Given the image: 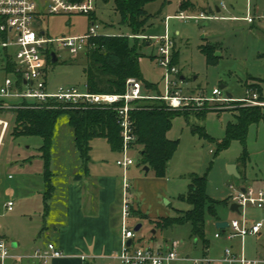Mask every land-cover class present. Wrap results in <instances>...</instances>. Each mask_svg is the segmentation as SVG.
<instances>
[{
    "label": "rangeland",
    "instance_id": "rangeland-1",
    "mask_svg": "<svg viewBox=\"0 0 264 264\" xmlns=\"http://www.w3.org/2000/svg\"><path fill=\"white\" fill-rule=\"evenodd\" d=\"M35 1H39V4L47 2V0ZM183 3L186 6L182 8ZM44 7L42 5L41 14L38 16L41 26L35 25L34 29L39 34L45 32L43 35L45 39L54 40L49 47L56 53L58 62L51 61L47 70V90L50 93H56L60 88L72 87L85 91L87 83L85 52L74 56L57 40L88 35L93 21L99 27L100 36L135 35L122 23L120 15L115 11V0H96V9L92 16L49 15L44 12ZM218 8L222 10L219 14ZM145 10L149 16L146 32L140 40L132 41L131 44L142 46L140 72L143 81L157 87V92L147 90L148 93L164 94L166 68L157 58V40L153 38L166 35V20L170 18L167 33L172 38L174 52L177 53L173 57H178L174 65L179 71L182 94L212 98V92L217 88L222 92V98L228 99V94H231L235 101L225 104L207 102L204 109L208 113L201 119L193 112L188 118L181 116L174 119L169 138L179 141V145L170 162V171L167 175L169 192L164 201L170 203L168 210L174 216L175 210L186 212L192 209L182 197L189 192L191 176L198 175L206 177L207 194L219 203L216 206L217 215L229 224L235 219L242 220L238 213L231 212L232 195L237 190L247 187L264 192V119L249 124L245 140H229L227 130L230 124L237 123L238 112L235 109L257 106L242 102L251 99L249 87L258 93L263 92V100L260 98L259 100L264 103V19H262L264 0H155L149 3ZM210 10L214 13H210ZM248 12L255 19L254 24H249L242 18L246 17ZM201 14L208 17L217 16L218 19L207 21L179 18L197 17ZM233 16L240 19L230 20ZM205 45L213 46L215 51L213 63H209L207 56L202 52ZM9 53L15 55V49H9ZM4 55L5 52L0 51V69L5 63ZM175 77L174 74L172 79ZM260 107L264 108V106ZM0 119L7 120L10 124L0 154V168L7 157L19 155L23 158L26 152L29 155L40 153L38 148L43 144L41 138L14 135L16 119L14 112H0ZM67 120V116L62 115L57 121L53 149L62 154L59 156L61 159L59 166L68 162L70 167L73 158L71 152L73 132ZM128 156L135 161L132 169L136 170L137 151L130 150ZM57 163L52 161L53 172ZM231 166H237L240 178L229 174ZM18 168L10 166L0 170L3 185L8 186L9 176L16 178L19 175ZM54 180L53 178V183ZM41 186V177H35V181L29 183V189H23L13 199L15 202L13 212L7 209L8 197L0 192V235L7 236L2 238L9 247L10 253V259L5 264L14 263L12 257L16 250L13 244L16 242H20L17 251L19 253H24L22 250L32 244L34 239L38 245H41V240H43L42 244L46 243L44 240L47 238L46 233H43L44 231L41 233V229L43 223L44 226H50L53 211L50 215L49 211L45 212L43 197L46 184H44V192ZM48 203L52 204L51 199ZM212 211L213 208H210L205 217V238L209 244H205L201 239L191 238V226L187 224L163 232L159 231L158 243H152L151 246L165 249L166 240L183 242L179 248L182 264H195V259L204 258H207L211 264H226L223 261L226 248H231L250 261H260L259 264H264V227L259 235L248 236L244 240L236 238L231 243L224 234L218 240L215 238L218 229L210 214ZM246 214L251 223L264 222V210L248 207ZM143 225V229L138 233L139 236L145 233L148 237L150 232L156 230L149 222H144ZM34 251L31 253L33 254ZM187 256H190V259H187ZM19 259L17 261L20 264L22 257ZM30 259L27 261H34Z\"/></svg>",
    "mask_w": 264,
    "mask_h": 264
},
{
    "label": "built area",
    "instance_id": "built-area-1",
    "mask_svg": "<svg viewBox=\"0 0 264 264\" xmlns=\"http://www.w3.org/2000/svg\"><path fill=\"white\" fill-rule=\"evenodd\" d=\"M42 5L44 12L49 15L77 14L92 16L96 9V0H47L39 4L35 0H0V51H4V65L0 69V112H14L25 103L45 104L54 100L64 108L98 107L108 108L117 114L118 124L123 136V149L117 166L127 170L135 165V161L128 156L131 143L135 141L131 112L133 103L142 100H159L166 103L171 109H186L189 107L201 108L206 102L231 103L228 98H222V92L215 88L212 98L204 96H185L182 94L179 82V71L172 64L174 42L168 35V18L166 20V35L157 40L158 60L166 68L164 74V94H149L140 80L130 78L126 83V91L123 94H91L81 91L76 87L60 88L56 93L47 90V70L52 61V53H55L49 45L54 40L43 37L45 32L38 33L34 26H41L38 16L41 14ZM181 20H214L217 18L201 14L197 17L182 16ZM264 19V16L262 17ZM245 20L252 24L255 19L248 13ZM98 25L93 21L89 34L79 37H68L57 42L69 49L74 56L84 53L94 38L100 37ZM15 49V55L9 53V49ZM56 54V53H55ZM57 56V55H56ZM58 58V57H57ZM53 62V61H52ZM11 66V68H9ZM175 79H172L173 75ZM250 105L264 106L259 100L258 94H252L251 99H245ZM0 127L5 133L10 124L7 120L0 119ZM131 185L125 180L123 201V248L117 259L122 264H171L180 259L179 244L173 243L168 250L154 249L151 247L128 246L127 242L136 237L135 229L130 228L129 220L132 215ZM232 204L239 206V216L242 220L235 219L223 233L221 230L215 235L220 238L223 234L229 241L236 238L244 240L248 236L259 235L264 227L263 221L251 223L248 220L246 209L253 207L264 210V192L256 191L253 187L237 190L232 195ZM14 203H8V209L12 210ZM9 247L5 241L0 240V259L9 257ZM63 253L54 244H49L46 251L38 250L35 258L41 264H47L49 259L61 258ZM223 261L226 264H259L260 261H250L243 255H239L231 248L224 251ZM195 264H211L207 259H195Z\"/></svg>",
    "mask_w": 264,
    "mask_h": 264
},
{
    "label": "trees",
    "instance_id": "trees-1",
    "mask_svg": "<svg viewBox=\"0 0 264 264\" xmlns=\"http://www.w3.org/2000/svg\"><path fill=\"white\" fill-rule=\"evenodd\" d=\"M152 1L155 0H115V11L120 15L122 23L129 27L135 35L131 37L100 36L90 41L84 53L87 60V92L91 94H123L130 78L142 81L150 92H157V87L145 83L141 76L140 60L143 55L140 53V49L142 46H138L136 43L131 44L132 41L140 40V37L144 36L146 32L149 16L145 7ZM185 6L186 4L183 3L182 8ZM202 52L207 56L209 63L215 61L213 46L205 45ZM174 54L177 53L173 52ZM177 58V56L173 57V65L177 63ZM249 92L251 94L257 92L260 100H263V92L258 93L252 87H249ZM133 105L131 119L135 141L131 143L130 147L131 150L138 153L137 164L148 167L158 178H166L170 171V162L179 145V141L169 138L174 119L181 116L188 118L191 112L201 119L206 116L208 111L204 109V106L171 109L165 102L159 100L136 101ZM263 109L260 106L235 109L238 112L237 123L229 125L228 139L245 140L249 124L264 119ZM14 113L16 116L14 135L16 137H39L43 140L39 151L44 162L46 213L50 208L48 201L52 199L55 191L54 172L51 165L54 132L59 117L67 116V124L74 134V146L85 166L90 160V143L93 139H106L115 152L122 151L124 146L117 114L108 108H64L58 102L50 100L45 104L25 103ZM182 199L186 200L192 209L186 212L177 211L175 217L158 220L156 228L169 229L189 224L192 228V238L201 239L205 244H209L205 238L206 212L213 208V211L209 213L216 218V206L219 203L207 194L206 177L192 175L189 192Z\"/></svg>",
    "mask_w": 264,
    "mask_h": 264
},
{
    "label": "crops",
    "instance_id": "crops-1",
    "mask_svg": "<svg viewBox=\"0 0 264 264\" xmlns=\"http://www.w3.org/2000/svg\"><path fill=\"white\" fill-rule=\"evenodd\" d=\"M248 11L250 10L248 9ZM221 12L222 10L218 8L217 13ZM212 17L218 19L217 16ZM246 17H242L244 21H246ZM231 19L240 18L233 16ZM9 129L3 133L1 128L0 154ZM71 134L73 158L70 167H68V162L66 165L59 166V160H61L59 156H62V154L52 149L53 162H58L56 169H54L55 191L49 208V215L52 211L53 214L51 215L52 221L49 227L44 226L42 222L41 233L43 231V233H46L45 236L47 238L44 239L46 243L49 241L48 245L54 244L62 251L63 256L57 259H49L47 264H122L117 259V256L123 248L122 212L125 180L127 179L131 185L130 193L133 203L132 215L129 220L130 228L135 229L141 226L140 231L144 227V222H149L156 228L158 220L177 215L178 210H175V214L172 216V213L168 210L170 203L166 200L164 201L169 192V181L167 177H156L150 169L145 171L146 167L138 166V164L136 170L132 169L133 166L127 170L117 166L116 162L120 158V153L113 151L108 141L104 138H95L91 141L90 160L85 166L74 146V134ZM10 166L19 167V175L16 178L9 176L8 180L10 182L8 186H5L2 183L0 174V192L2 191L8 197L6 202L7 209L9 202L14 203L12 210L8 209L9 212H13L15 206L13 199L23 189H29V183L34 182L35 177H41V187L44 192V162L40 153L29 155L26 152L23 158L19 157V155L7 157L0 170ZM53 199L54 202H52ZM213 220L216 227L217 223L226 222L224 218L218 215L216 218L213 217ZM165 230L167 229L156 228V230L150 232L148 237L145 233L139 236L138 233L140 231L136 232V237L132 240L131 246L133 248L151 247L161 249L152 247L151 244L158 243V232ZM2 237L6 238L7 236L0 235V240L5 241ZM222 237L215 238L220 240ZM42 241L41 245H38L34 239L32 244L22 250L24 253L17 252L20 248L19 241L13 244V248L16 250L12 257L14 260L13 264H19L20 257H22V263L20 264H35V262L41 264V261L34 256L38 250H47L48 246H46L45 242L42 244ZM229 242L232 243V241ZM173 243H178L179 247H181L183 242L166 240V247L162 250L170 249ZM35 249L37 250L34 251ZM32 251H34L33 254L31 253ZM29 258L34 261H27ZM186 258L190 259V256ZM8 259H10V254L7 259H0V264H5ZM181 261L182 259L180 258L171 264H182L180 263Z\"/></svg>",
    "mask_w": 264,
    "mask_h": 264
},
{
    "label": "water",
    "instance_id": "water-1",
    "mask_svg": "<svg viewBox=\"0 0 264 264\" xmlns=\"http://www.w3.org/2000/svg\"><path fill=\"white\" fill-rule=\"evenodd\" d=\"M212 12L213 11L210 10V13H212ZM205 25H207V23H205ZM51 56H52V61L54 63L58 62V58H57L55 53H52ZM181 79L184 80V78H181ZM223 88L224 87H222V89ZM228 98L231 100V102H235L231 94H228ZM145 171H149V168L146 167ZM229 174L233 175V176H235L237 178H240V175H239L238 170H237V166L229 167ZM230 209H231V212H233V213H238L239 212V206L237 204H232ZM228 227H229V223L228 222H219V223H217V228L220 229L223 233L225 232L226 228H228ZM140 229H141V226H138V227L135 228V231L139 232ZM131 244H132V240H129L127 242V245L130 246Z\"/></svg>",
    "mask_w": 264,
    "mask_h": 264
}]
</instances>
